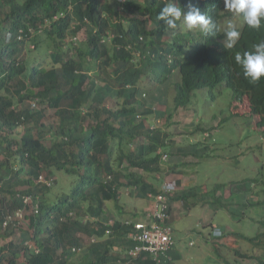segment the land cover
I'll return each mask as SVG.
<instances>
[{
  "label": "trees",
  "instance_id": "16d2710c",
  "mask_svg": "<svg viewBox=\"0 0 264 264\" xmlns=\"http://www.w3.org/2000/svg\"><path fill=\"white\" fill-rule=\"evenodd\" d=\"M166 3L0 0V264H174L175 244L159 257L131 251L136 223L150 219L168 176L177 177L166 193V224L174 203L191 209L201 191L179 170L181 157L203 153L186 155L189 147L171 138L168 128L181 124L175 111L199 90L226 88L239 102L248 98L264 128V77L250 82L235 62L264 41V22L259 29L244 22L226 49L222 23L233 12L224 0H198L219 28L215 37L188 29L183 17L166 28L158 19ZM125 189L152 200L143 216L121 205ZM19 211L24 217L5 225Z\"/></svg>",
  "mask_w": 264,
  "mask_h": 264
},
{
  "label": "rangeland",
  "instance_id": "374dc122",
  "mask_svg": "<svg viewBox=\"0 0 264 264\" xmlns=\"http://www.w3.org/2000/svg\"><path fill=\"white\" fill-rule=\"evenodd\" d=\"M229 22L237 29L244 24L233 13L222 23L223 30ZM78 38L80 45L85 34ZM173 97L170 87L165 96L168 106L173 107ZM149 105L158 106L157 99ZM173 119L180 121L179 129L172 125L168 130L178 146L189 147L185 154L203 153L202 157H181L179 170L184 171L185 182L200 186L201 191L189 199V203L197 201L191 209L174 203L177 211L170 225L179 254L174 264H264V128L258 126V116L250 113L248 98L239 102L226 88L199 90L190 105L175 111ZM154 122L159 125L158 119ZM194 143L199 144L191 146ZM169 150L174 151L172 146ZM120 203L127 212L143 216L152 200L125 189ZM110 205L118 214L113 201ZM216 231L222 235L215 236ZM5 242L0 240V245Z\"/></svg>",
  "mask_w": 264,
  "mask_h": 264
},
{
  "label": "clouds",
  "instance_id": "9594fccd",
  "mask_svg": "<svg viewBox=\"0 0 264 264\" xmlns=\"http://www.w3.org/2000/svg\"><path fill=\"white\" fill-rule=\"evenodd\" d=\"M224 6L225 11L236 15L242 14L244 22L250 28L259 29L264 22V0H224ZM182 17L183 24L188 29L198 28L205 35L213 37L219 31L212 19L201 12L198 0H189L185 6H181L179 0H167L158 19L164 21L166 28L175 29L179 26L177 22ZM223 36L221 42L223 47L231 49L239 37V31L234 24L229 22ZM235 62L242 68L245 78L252 83L258 82L264 77V41L254 44L252 51H245L243 54L236 53ZM214 235L221 236L222 232L216 231ZM174 244H176L175 240Z\"/></svg>",
  "mask_w": 264,
  "mask_h": 264
},
{
  "label": "built area",
  "instance_id": "2783aa9c",
  "mask_svg": "<svg viewBox=\"0 0 264 264\" xmlns=\"http://www.w3.org/2000/svg\"><path fill=\"white\" fill-rule=\"evenodd\" d=\"M35 106V104H33ZM163 160H167V154H163ZM40 181H45L49 185L51 181L45 179L44 176H40ZM175 188V182L167 181L162 186V193L154 197V208L153 211L149 214L150 219L144 222L136 223V229L140 230L139 234H133L132 236L138 242L136 247L132 249V255H139L143 252H150L155 254L158 257L161 256V253H165L172 248L174 245L173 239V229L171 225L166 224V221L169 219L168 215V197L166 196L167 192H170ZM151 196V195H150ZM152 197V196H151ZM30 197H26L25 201L29 202ZM23 211L17 212L14 216L11 215L8 217L5 225L9 221L22 219Z\"/></svg>",
  "mask_w": 264,
  "mask_h": 264
}]
</instances>
